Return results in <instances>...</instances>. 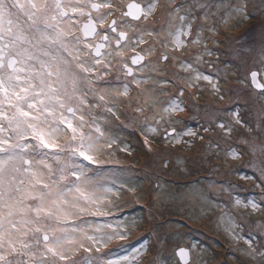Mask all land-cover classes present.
<instances>
[{
  "label": "snow or ice",
  "instance_id": "6c2138e0",
  "mask_svg": "<svg viewBox=\"0 0 264 264\" xmlns=\"http://www.w3.org/2000/svg\"><path fill=\"white\" fill-rule=\"evenodd\" d=\"M226 42L237 62L220 61L237 85L227 89L209 59L219 56L211 45ZM165 65L178 71L169 76ZM204 93L223 105L203 131L219 129L225 143L209 139V147L223 151L229 170L230 161L251 168L240 179L253 181L261 199L232 197L231 207L244 209L238 222L194 195L202 208L221 209L233 253L264 264V221L249 219L264 216V0H0V264H208L207 249L178 230L153 232L151 244L130 239L145 218L122 215L142 195L120 159L136 150L121 138L128 128L149 151L161 133L173 146L185 136L203 141L175 125L187 110L182 98ZM243 97L260 102L240 105L252 109L255 127L232 107ZM237 126L252 134L240 149L227 143ZM245 223L256 231L244 234Z\"/></svg>",
  "mask_w": 264,
  "mask_h": 264
},
{
  "label": "rangeland",
  "instance_id": "374dc122",
  "mask_svg": "<svg viewBox=\"0 0 264 264\" xmlns=\"http://www.w3.org/2000/svg\"><path fill=\"white\" fill-rule=\"evenodd\" d=\"M252 2L258 4L259 0H252ZM251 6L252 4L250 3L249 7L251 8ZM252 24L254 25V30L258 32V21H253ZM247 27L248 25L245 24L239 32H243ZM239 32H229L228 36L238 35ZM211 47L219 51L218 58L210 57L209 59L216 61L217 67L220 68L221 87L226 89L237 87L234 83V78L230 74L229 79L225 80L228 69L225 68L224 64L220 63V61H224L229 66L237 63L229 54L228 43L211 45ZM185 57L190 58L187 57V54H185ZM165 67L169 76H171L172 72L178 71V69L169 65H165ZM201 67L204 71L215 72V68L209 69L207 65H202ZM181 75H184V73H181ZM170 94H174V90ZM182 99L186 100L187 110L178 114L177 118L180 123H177L175 127L178 130L191 128L199 135L205 137L203 141L196 137L185 136L180 144L173 146L162 142L161 133L154 136L152 151H149L146 148H141L140 140H142V137L132 128L125 129L120 133L121 138L128 141L136 149L130 157L120 154V159L124 162L122 167L132 169V174L140 185L139 191L142 195L139 204H129L123 210L122 215L126 218H145L138 225L133 236L130 237V239L141 237L138 243L147 240L151 244L155 239L152 235L153 232L167 235L174 230H178L181 233H185V241H195L207 249L205 259L208 264H221L222 261H226V264H233L232 261L227 260V256L233 254L240 256V254L232 252L233 244L225 232L223 224L217 220V217L221 215V209L215 208L209 211L208 207L202 208L204 202H198L194 194L203 192L214 203L220 204L224 211L232 212L237 218L239 212L235 214L233 210L238 208L231 207V198L239 197L241 200L255 199L259 201L261 199L260 190L255 187L253 181L240 179V175H254L251 168L241 167L243 161H230L229 163L233 167L229 170L223 163V151L214 146L209 147V139H211L213 145L216 141H219L222 145L225 143L221 139L222 135L216 134L220 132L218 129L215 132L203 131L204 127L215 126L209 116L213 109L223 106L222 102H214V97L208 93L200 95L198 99H192L187 96ZM245 99H248L249 103L256 108L260 106V102L243 97L239 104L232 107L238 108L241 114L249 118L250 123L255 127V115H250L252 109L240 107ZM221 118L224 120L229 119L226 115H221ZM240 138L252 139V134L237 126L231 140L227 141V143L236 146L238 149L243 148L245 146L239 143ZM183 141L193 142L186 144ZM255 143L259 144L260 139L257 138ZM247 159L249 157L245 156L244 160ZM162 161L166 162V167ZM241 182L247 185L251 184V186L242 190ZM210 185L214 187H209ZM221 187L228 189V191H220ZM228 193H230V196H225ZM239 211L243 212L244 209L240 208ZM202 212L204 213L202 219L194 221L188 219L189 215L200 217ZM150 215L154 216V218L148 219ZM255 215H258V217L250 219L251 221L254 223L256 221H264V216L259 213L253 214V216ZM254 223L250 227L244 226L243 233L255 232ZM149 229H151V232ZM244 246L243 241L235 245V247ZM236 264H254V262L250 258L240 256Z\"/></svg>",
  "mask_w": 264,
  "mask_h": 264
},
{
  "label": "bare ground",
  "instance_id": "6f19581e",
  "mask_svg": "<svg viewBox=\"0 0 264 264\" xmlns=\"http://www.w3.org/2000/svg\"><path fill=\"white\" fill-rule=\"evenodd\" d=\"M218 130H219V129H218ZM216 134H220V135H222L220 132H217ZM241 183H242V182H241ZM249 186H251V184H250V185H247L246 183H242L241 188H242V190H244V189H248ZM225 196H230V193H228V194L225 195ZM233 212H234L235 214L238 213V212H239V214L241 213V212L239 211V209H234ZM239 214H238V216H237V221H238V222H239V220H240V216H239ZM257 217H258V215H255V216L252 215L251 217H249V219L257 218ZM244 226L250 227L251 225L245 223Z\"/></svg>",
  "mask_w": 264,
  "mask_h": 264
}]
</instances>
